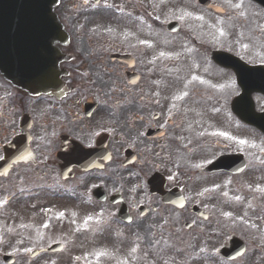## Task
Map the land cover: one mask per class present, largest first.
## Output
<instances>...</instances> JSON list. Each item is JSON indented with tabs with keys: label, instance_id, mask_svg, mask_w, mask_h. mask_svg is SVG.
Here are the masks:
<instances>
[{
	"label": "flooded vegetation",
	"instance_id": "af4514ba",
	"mask_svg": "<svg viewBox=\"0 0 264 264\" xmlns=\"http://www.w3.org/2000/svg\"><path fill=\"white\" fill-rule=\"evenodd\" d=\"M187 2L213 20L190 22ZM98 10L107 28L88 15ZM59 18L64 93L28 94L0 75V264L107 258L70 244L64 202L76 199L114 211L123 201L133 219L139 205L166 208L191 231H212L217 251L240 241L243 253L220 256L224 264L251 251L264 261V0H61ZM132 28L163 33L170 51H152ZM88 63L120 75L141 108L144 143L107 121ZM153 174L156 188L182 195L181 207L150 192Z\"/></svg>",
	"mask_w": 264,
	"mask_h": 264
},
{
	"label": "rangeland",
	"instance_id": "374dc122",
	"mask_svg": "<svg viewBox=\"0 0 264 264\" xmlns=\"http://www.w3.org/2000/svg\"><path fill=\"white\" fill-rule=\"evenodd\" d=\"M180 4L182 5L183 14L192 23H200L201 21L206 23L213 20L212 14L194 6L191 2ZM88 15H94V19L101 22V27L107 28L110 26L106 22L109 19V14L103 10ZM89 20L87 21L89 22ZM132 31L133 35L131 37H141L150 45L152 51L154 49H158L163 53L170 51L166 45L168 44L167 38L163 37L165 36L163 33L143 28H132ZM251 44L254 45V43ZM234 46L238 48V44H234ZM258 56L257 53L252 54L254 58ZM88 69L91 73L86 80L94 82L95 91L101 101H104L102 102L104 104L100 106V110L104 113L105 118L109 119L107 121L112 122L111 124H113L116 133L121 135L125 141L136 140L142 143L143 141L137 132V129L143 124L139 113L141 108H138L136 102L129 101L127 91L125 92L124 88L121 87L122 78L120 75L115 70L104 72L96 69L93 65L85 68V70ZM163 90L164 92L168 91L167 89ZM120 95L122 96L120 97ZM122 99L125 102L124 105H122V102L114 103L115 100ZM131 180L125 184L129 186ZM95 205L102 211L99 214L102 218H98L100 221L97 228H94L96 231L81 232V229H90L96 224L91 222L81 226L83 221L95 215L96 211L90 210L89 204L81 203L80 200H65L64 202L65 223L70 230L71 243L80 255L112 256L114 261L110 264H222L219 259H211L213 257L217 258L213 250L215 247L213 240L209 237L197 244L195 238L203 235L198 236L196 233L200 231H194L193 234L196 236H189L180 222L183 217L181 215L173 214L167 209H161L159 213H149L144 217H138L128 227H124L113 222L114 215H111L109 210L105 209L104 211L99 208L100 205H97V203ZM169 220L172 222L171 225L176 222L175 229H171L172 227L167 224ZM92 234H95L94 238L90 237ZM65 248L64 250L67 252V244ZM200 253L206 259L199 258ZM260 254L255 252L257 256ZM207 258L211 260L207 261ZM110 259L111 257H108V260ZM237 264H264V261L259 258L254 259V251H251L248 253L247 261Z\"/></svg>",
	"mask_w": 264,
	"mask_h": 264
},
{
	"label": "water",
	"instance_id": "95a60500",
	"mask_svg": "<svg viewBox=\"0 0 264 264\" xmlns=\"http://www.w3.org/2000/svg\"><path fill=\"white\" fill-rule=\"evenodd\" d=\"M57 3L58 0H0V43L1 47L11 48L0 55L13 56L21 50L25 55L33 57L43 51L49 57L48 64L45 61L43 67L36 59L28 62L25 59H0L7 66L13 63L12 68L19 74L16 76L27 81L22 85L31 92L57 87L55 80L60 57L54 42L61 41L64 37L54 12ZM22 63L24 64L21 65ZM30 79L37 80L30 82Z\"/></svg>",
	"mask_w": 264,
	"mask_h": 264
},
{
	"label": "snow or ice",
	"instance_id": "6c2138e0",
	"mask_svg": "<svg viewBox=\"0 0 264 264\" xmlns=\"http://www.w3.org/2000/svg\"><path fill=\"white\" fill-rule=\"evenodd\" d=\"M237 7H239V5H237ZM221 135H226V133H221ZM241 143H243V141H241Z\"/></svg>",
	"mask_w": 264,
	"mask_h": 264
}]
</instances>
